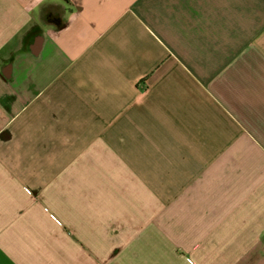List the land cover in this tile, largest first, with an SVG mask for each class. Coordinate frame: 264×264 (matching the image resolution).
Here are the masks:
<instances>
[{
  "label": "crops",
  "instance_id": "0c3cea01",
  "mask_svg": "<svg viewBox=\"0 0 264 264\" xmlns=\"http://www.w3.org/2000/svg\"><path fill=\"white\" fill-rule=\"evenodd\" d=\"M0 264H264V0H0Z\"/></svg>",
  "mask_w": 264,
  "mask_h": 264
}]
</instances>
